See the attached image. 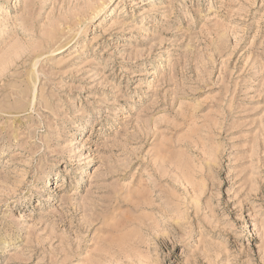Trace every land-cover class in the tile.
Segmentation results:
<instances>
[{
    "label": "rangeland",
    "instance_id": "374dc122",
    "mask_svg": "<svg viewBox=\"0 0 264 264\" xmlns=\"http://www.w3.org/2000/svg\"><path fill=\"white\" fill-rule=\"evenodd\" d=\"M0 264H264V0H0Z\"/></svg>",
    "mask_w": 264,
    "mask_h": 264
}]
</instances>
